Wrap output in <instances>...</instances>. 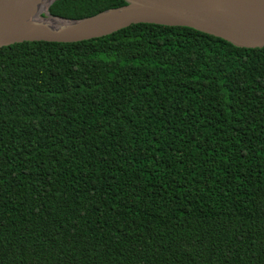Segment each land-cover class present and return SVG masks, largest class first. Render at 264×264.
Instances as JSON below:
<instances>
[{
	"label": "trees",
	"instance_id": "16d2710c",
	"mask_svg": "<svg viewBox=\"0 0 264 264\" xmlns=\"http://www.w3.org/2000/svg\"><path fill=\"white\" fill-rule=\"evenodd\" d=\"M0 264H264V46L133 24L0 48Z\"/></svg>",
	"mask_w": 264,
	"mask_h": 264
},
{
	"label": "water",
	"instance_id": "95a60500",
	"mask_svg": "<svg viewBox=\"0 0 264 264\" xmlns=\"http://www.w3.org/2000/svg\"><path fill=\"white\" fill-rule=\"evenodd\" d=\"M42 0H0V48L23 42L75 43L108 36L133 24L190 28L237 47L264 46V0H124L127 4L83 20L54 17L61 28H22L24 18Z\"/></svg>",
	"mask_w": 264,
	"mask_h": 264
},
{
	"label": "bare ground",
	"instance_id": "6f19581e",
	"mask_svg": "<svg viewBox=\"0 0 264 264\" xmlns=\"http://www.w3.org/2000/svg\"><path fill=\"white\" fill-rule=\"evenodd\" d=\"M50 1L51 0H42L41 2H37L33 5L27 16L24 18L22 28H26L28 30L61 28L64 25L62 21L52 18H43V14H47L48 12L47 8Z\"/></svg>",
	"mask_w": 264,
	"mask_h": 264
},
{
	"label": "rangeland",
	"instance_id": "374dc122",
	"mask_svg": "<svg viewBox=\"0 0 264 264\" xmlns=\"http://www.w3.org/2000/svg\"><path fill=\"white\" fill-rule=\"evenodd\" d=\"M44 15V14H43Z\"/></svg>",
	"mask_w": 264,
	"mask_h": 264
}]
</instances>
